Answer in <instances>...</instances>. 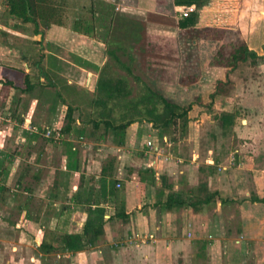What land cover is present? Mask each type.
<instances>
[{
    "label": "crops",
    "instance_id": "obj_1",
    "mask_svg": "<svg viewBox=\"0 0 264 264\" xmlns=\"http://www.w3.org/2000/svg\"><path fill=\"white\" fill-rule=\"evenodd\" d=\"M83 1L81 13L94 24L91 33L73 27L78 14L71 6L64 24H40L37 31L33 22L5 14L8 5L0 0V264H264V201L254 199L264 198L263 153L248 155L252 162L246 173L254 189L244 191L243 176L238 179L233 172L237 190L228 195L212 185V178L218 167L245 168V145L227 154L230 165L207 154L204 162L197 133L193 157L171 161L166 146L161 155L145 154L139 123L129 127L126 143L118 144L91 120L96 82L107 61L104 18L113 11L109 37L125 38L141 52L155 82L177 86L173 78L182 50L178 22L184 5L175 0ZM70 105L76 117L72 130L61 139L46 136V127L65 125ZM254 136L246 147H261ZM146 168L153 170L155 183L141 179L139 169ZM200 174L211 179L197 182ZM162 175L175 190L182 189L177 179L192 185L205 181L227 202L218 198L199 211L166 210L157 205L169 193ZM123 200L127 222L114 217ZM235 202L241 218L232 236L221 219L231 217ZM99 207L110 219L104 233L78 251L63 248L70 215L73 228L81 229Z\"/></svg>",
    "mask_w": 264,
    "mask_h": 264
},
{
    "label": "rangeland",
    "instance_id": "obj_2",
    "mask_svg": "<svg viewBox=\"0 0 264 264\" xmlns=\"http://www.w3.org/2000/svg\"><path fill=\"white\" fill-rule=\"evenodd\" d=\"M76 3L81 6L84 1L76 0ZM199 12L197 30L187 35H181L182 33H180L178 41L182 50L180 51L177 76L175 79L173 78L174 81L177 80V86L172 84L162 85L155 82L153 77L148 75L143 54L139 53L125 38H121L122 48L118 50V54L122 61L131 66L135 74L140 75L144 81L159 88L181 104L193 102L197 95H203L204 100L207 101V94L214 87L216 80L226 78L230 72V76L235 82L232 93L224 99H219L215 104L216 110L236 108L241 111L228 139H225L221 134L219 121L214 118L215 112L212 115L204 113L208 112L206 103L193 105L185 134L182 133L180 125L175 131L170 126L160 132L151 123H139L142 144L149 138H153L155 141L159 140L161 146H166L173 153V157L171 156L169 159L171 161L177 160V156L182 158L193 157L194 150L191 145L196 139L197 133L199 143L201 135L206 137L204 138L206 139V150H199L200 161L205 162L207 155L224 157L222 154L223 152L226 154V150L229 153L233 148L238 147L240 149L242 145H245L244 152L241 151L242 156L246 154L244 156L246 158L245 168H242L243 166L240 168L229 167L227 170H221L218 167L216 172L219 174L212 178L214 180L212 185L221 188L229 195L234 194L237 190L233 172L238 174V179L243 176V180H245V182H242L245 186L244 191L247 188L254 189L255 185L252 177L246 173H249L246 168L250 167L252 162V158L248 155H253V152L264 154V132H261L264 126V58L260 59L256 66H252L249 62H239L237 67H233L235 56L239 53L238 51L243 49L245 44L252 46L257 43L259 52L264 54V0H208L202 5ZM107 46L114 47L116 45L108 44ZM110 73L114 76H124L130 85L138 88L137 82L126 69L115 64L111 66ZM201 105L203 108H201ZM257 127H259V130ZM212 130L217 133V140L215 141L212 140L209 133ZM254 132L259 141L256 142L260 143L261 147H246L248 141L255 139ZM164 136L167 137V140L164 139ZM173 140H176L177 143H172ZM226 156L223 161L230 165V158L227 159ZM261 166H264V157L261 160ZM205 178L211 179L208 174H200L197 182ZM178 180L180 179L175 180L179 184L178 187L184 190L191 188L194 182L190 185L188 181L183 184ZM238 205L235 202L233 207H230V210L233 211L231 217L224 215L221 219V224L225 225V230L228 229L227 224L230 227L228 230L232 236H236L237 228H240V213L235 210ZM210 210V212L213 211ZM204 220L207 222L208 218Z\"/></svg>",
    "mask_w": 264,
    "mask_h": 264
},
{
    "label": "trees",
    "instance_id": "obj_3",
    "mask_svg": "<svg viewBox=\"0 0 264 264\" xmlns=\"http://www.w3.org/2000/svg\"><path fill=\"white\" fill-rule=\"evenodd\" d=\"M73 0H6L8 8L5 12L7 15H13L21 18L24 22H33L35 29L38 31V26L42 24L44 27H49L51 24H64L66 22V14L70 6L75 11L73 27L78 31L91 33L94 30V24L87 22L81 11L83 6L81 4L72 2ZM208 0H175L177 5H196V10L188 16L180 17L178 22L181 30V35L193 33L198 28L200 8ZM114 8V6H113ZM106 28V42L114 44V47L107 48V55L109 59L101 67L98 79L95 86L94 96L92 98L93 116L92 122L96 127H105L108 132L114 137V141L118 144H125L129 127L134 123H151L153 127L160 132L173 127L174 131L181 126L182 133H186L190 121V113L193 110V105L196 103L202 104V96L197 95L193 102L188 104H181L175 101L172 97L166 95L163 91L144 81L142 77L135 74L131 66L122 61L118 50L122 48V42L112 40L109 37L110 29L113 24V11L110 12L108 20H103ZM255 45L245 44L241 51L235 56L234 66L237 67L239 62H249L252 66H256L260 59L264 58ZM125 49V48H124ZM133 58V56H131ZM118 65L127 70L134 80L137 82L138 88L130 85L129 81L124 76H114L110 73L112 65ZM229 72V71H228ZM140 83V84H139ZM235 86L234 80L230 76V72L226 78H219L216 80L214 87L207 94V110L214 113V118L219 121V128L221 134L225 139H228L232 134L237 117L241 114L238 109L216 110L215 104L219 99L230 96ZM75 108L70 105L66 114V123L61 127L62 134L70 132L73 124L76 121L74 114ZM182 119V120H181ZM181 120V121H180ZM212 140H217V133L209 131ZM178 138V137H177ZM206 138L204 135L200 136V149L206 150ZM224 146V144H223ZM228 149V148H226ZM223 152L225 157L228 151ZM224 157L215 156L216 161L219 162ZM209 167V166H208ZM211 169V167H209ZM204 169V166L200 167ZM139 174L142 180L152 183L156 182V175L151 168L139 169ZM162 185L169 189V193L164 201L159 200L157 205H161L166 210H181L192 208L194 211L202 209L204 204L211 201L221 199L224 205L227 199L223 198L218 190L211 191L208 188L207 182H201L197 186H193L188 190H175L173 183H168L165 175L160 176ZM163 194V188L160 191V196ZM255 200L264 201V198L254 196ZM103 208H96L94 212L97 215L90 216L84 223L81 229L73 228L70 215V230L66 231L63 236V248L72 252L94 244L100 235L104 233V226L106 221L110 219L104 218ZM124 222L130 220V213L127 212L125 201L118 204L115 216Z\"/></svg>",
    "mask_w": 264,
    "mask_h": 264
},
{
    "label": "built area",
    "instance_id": "obj_4",
    "mask_svg": "<svg viewBox=\"0 0 264 264\" xmlns=\"http://www.w3.org/2000/svg\"><path fill=\"white\" fill-rule=\"evenodd\" d=\"M196 5H188V6H183L182 9L180 10L181 16H188L190 13L196 10ZM28 128L32 131L35 132H41V130L37 126H32L28 125ZM61 128H56V127H46L45 130L42 132L48 136V137H53L55 139H61L63 134L60 131ZM144 152L145 154H150V153H156V154H163V146H161L157 141H155L153 138H149L145 142V147H144ZM167 159H170L169 155L166 157ZM177 160H180V158H177Z\"/></svg>",
    "mask_w": 264,
    "mask_h": 264
}]
</instances>
